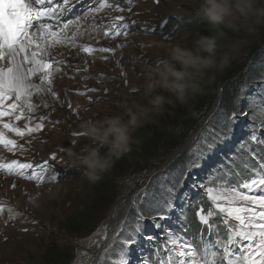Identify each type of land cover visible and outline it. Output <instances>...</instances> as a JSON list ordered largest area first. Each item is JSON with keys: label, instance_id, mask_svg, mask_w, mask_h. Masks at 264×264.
<instances>
[{"label": "rangeland", "instance_id": "rangeland-1", "mask_svg": "<svg viewBox=\"0 0 264 264\" xmlns=\"http://www.w3.org/2000/svg\"><path fill=\"white\" fill-rule=\"evenodd\" d=\"M132 1L133 4L129 7L130 14L137 19V23L125 37L115 40L105 38L103 27L98 25L100 20L104 19V17L100 19L104 14L97 11L83 15L79 20H72L73 23L67 29L58 26L63 28L61 35L51 40L47 47L41 46L43 49L41 58L49 60L53 65L51 83L45 82L41 85L40 74H37L31 83L44 90L36 92L35 87L33 88L31 111L24 107V116L19 121L15 119L18 111L10 117L3 118L4 122L22 130L27 126L34 128L37 124H43L44 127L31 133L25 130L23 136L17 135L20 138L18 148L4 144V147L0 146V159H4L2 165L10 164L13 160L19 161L22 153L25 157H34L37 160L49 159L51 168L60 172L61 176L56 182L40 185L18 176L0 173V202L7 204L4 214L0 216V264L46 262V257L59 248L68 249L72 253L73 260L70 264L77 263V260L82 261L81 264H86L85 261L92 259L93 254L103 245L109 226L119 215L121 219L125 217L124 207L128 199L133 196L134 199L138 198L140 186L151 187L162 177L173 175L172 171L171 174H167V169L161 167L163 164H171L177 154L169 160L166 154H173L177 147L175 151L182 150L183 154H189L187 151L196 146V140H193L191 146L195 132L204 122L209 121L208 114L218 108L219 103L215 108L213 106L215 101L220 102L222 99L221 88L225 87V83L222 85L220 82L223 80L205 83L203 94L190 100L188 104H179L174 99L173 103L166 104L161 113L153 115L148 123L137 130L135 135L140 142L133 144L131 150L122 155L124 158L117 159L113 168L103 174L109 179L108 188L101 180L94 184L89 182L83 170H77L72 166L65 150L71 147L80 151L84 145L91 143L82 124L90 119L99 120L121 114L123 110L119 105L122 100L146 103L143 96L144 82L148 73L167 58V47L175 42H182L191 47L200 36L199 33L194 34L191 31V26L189 29L187 27L180 29L181 26H176L177 23L182 25L201 15L196 0ZM95 14H98V17ZM167 19L170 23L167 31L163 32L161 25H164ZM175 26L178 28L171 34ZM52 30L55 32L57 26H53ZM45 34L50 36L49 33ZM262 37L264 40V34ZM57 40L60 42L56 43ZM88 44L111 48L114 52L99 50L85 53L83 49L88 47ZM246 49L247 44L244 42L227 68H235L245 63L248 58ZM81 54L85 57L83 58ZM248 61L247 65L250 64V59ZM8 64L7 59L0 61V67H7ZM236 77L233 76L231 80ZM85 91L87 92L84 93ZM13 100L7 102L12 103ZM208 101L213 102L211 108H208L210 104ZM254 112L260 116L259 124L264 123V113L260 111V105ZM194 114L202 115L198 122L189 119ZM42 115L44 117H41ZM250 115L251 113L243 115L246 124L249 122L252 124L251 118L256 117ZM0 130L4 131L2 125ZM158 133L161 139L159 142ZM204 133L198 135L202 137ZM145 142L156 145L153 148H158L151 157L143 152L142 145ZM236 148L235 139L229 140V143L224 140L220 145H216L218 153L212 151L210 154L215 156H209V162L203 161L204 164H199L198 159L190 153L188 161L198 163L199 167L179 170V177L188 176L189 170L193 175L187 177L185 190L180 187L179 194L172 197L169 212L159 208H148L143 203L139 205L140 212L146 217L155 216L160 212L165 218L160 219L157 216L155 221L145 219L138 233L135 229L136 220H130L129 213L119 224L123 225V228L115 240L113 253L106 258V262L118 264L124 256L128 259V264H143L147 261L145 259L147 252L143 246L147 243L153 245L157 239H168V233L178 236V221L183 212L188 210L182 196L188 190L198 189L199 194L210 200L207 195L209 188L213 189L214 193H220L222 189L226 191L237 187L235 179L231 181L225 179L226 174L230 176V173H233V169L224 175L218 173L217 177L212 179L207 177L208 167L213 165L214 158L223 154V159L232 163V153ZM53 154L56 156L55 160H52ZM13 169L23 171L15 166ZM171 182L169 179L165 181L169 185ZM187 196L191 197V194L188 193ZM194 196H197L195 191ZM215 203L210 200L211 208L208 212L220 213L227 218L226 213H221L215 208ZM239 203L242 202H237ZM131 214H136V208L133 207ZM167 217L170 218L169 222L165 221ZM228 218L235 221L232 217ZM133 232L138 235L137 239L133 237ZM101 234H105V237L99 243L100 248L97 250L89 248L88 239L93 240ZM146 234H150L151 239L146 238ZM131 238H134L132 244L123 243L124 240ZM180 243L183 244L184 240L181 239ZM128 250L131 255L125 256ZM132 251L135 252L133 256ZM198 264L201 262L198 261Z\"/></svg>", "mask_w": 264, "mask_h": 264}, {"label": "snow or ice", "instance_id": "snow-or-ice-1", "mask_svg": "<svg viewBox=\"0 0 264 264\" xmlns=\"http://www.w3.org/2000/svg\"><path fill=\"white\" fill-rule=\"evenodd\" d=\"M73 6L70 0H62V3H54L53 0H0V61L6 59L9 61L7 67H0V125L18 136H23L25 130L31 133L44 127L43 124H37L34 128L27 126L25 130H22L19 127H14L11 123L4 122L3 118L10 117L18 111L19 114L15 115V119L19 121L24 116V107L31 111L33 107L31 104L33 88L35 87L36 92L44 90L42 87L34 86L31 83L32 78L37 74H40L41 85L45 82L51 83L53 65L49 60L41 58L43 49L39 41L44 40L45 33H50L52 37L59 35L58 32L52 31L53 26L51 23H38L36 31L30 30L33 29L34 22L59 21L60 17L64 16L66 11L71 10ZM62 9H65V11H61ZM117 19L123 21L125 18L120 16ZM77 20H79V17H77ZM72 23V20H67L63 24V28L67 29ZM125 28H127V25H125ZM119 34L120 32L117 30L115 35ZM55 42L59 43L60 41ZM44 45L47 47V40H44ZM33 48L36 50H32ZM92 50L90 47L83 49L85 53H90ZM100 51L111 52L113 50L111 48H101ZM48 90L51 91V89ZM243 92L242 88L241 98H243ZM9 100H13V102L8 103ZM252 107L255 108L257 105L254 103ZM238 115H247V112L233 111L231 120L234 122ZM259 127H264V123H261ZM231 131L230 124H222L220 131L210 128L196 141V146L191 149V153L196 159L203 158L211 153L218 143L223 142L226 137L230 136ZM251 138L255 140L256 136L253 135ZM261 143H264V141H261ZM0 144L11 146V148L16 147V141L9 139L3 131H0ZM55 159L56 156L53 154L52 160ZM46 164L47 161H45ZM14 166L20 169L33 168L31 163H20L16 160L5 165L9 172L13 170ZM37 167L41 171L45 170L43 165H37ZM197 167H199L198 163L190 161L188 164L189 169ZM253 172L259 176V179H251L250 182H244L240 185V188L247 191L232 187L226 191L222 189L220 193H214L211 188L207 192L210 200L216 202L215 208L221 213H226L228 217L234 218L239 224V228L232 231L228 244H233L235 238L248 241L247 245H243L244 251L241 255L229 260L228 264H264V194H248L255 188H264V164L260 165L259 170H253ZM27 178L39 180L41 176L34 172L32 177ZM167 179L168 177H162L156 185L142 188L137 193L138 198L133 199L132 207L136 208L135 229L137 232L145 219L155 221L157 216L160 219L165 218L160 212H157L155 216L146 217L140 212V203L148 208L163 209L165 212L172 207L171 199L175 192L182 187L183 181L180 184L172 182L169 185L165 183ZM218 201H224L225 203H219ZM237 202L242 203L237 204ZM0 211H3V208H0ZM212 215L213 212L209 211L207 215L201 214L199 219L204 224H208L209 217ZM168 237L172 255L168 257L167 264H198L197 251L192 247L191 242L185 241L181 244L182 237L174 236L172 233H168ZM149 238L151 239V237ZM133 242L134 238L123 241L126 245ZM228 251L226 245L225 253L228 254ZM232 255H235L234 251ZM256 257H259V259ZM118 264H128V259L122 256Z\"/></svg>", "mask_w": 264, "mask_h": 264}, {"label": "clouds", "instance_id": "clouds-1", "mask_svg": "<svg viewBox=\"0 0 264 264\" xmlns=\"http://www.w3.org/2000/svg\"><path fill=\"white\" fill-rule=\"evenodd\" d=\"M201 18L212 34L200 35L191 47L175 42L147 75L143 85L146 103L122 100L121 114L90 119L82 124L91 143L80 151L67 148L70 162L89 182L96 183L117 159L140 142L137 130L163 111L168 103L188 104L204 92L243 46L246 37L264 26V0H196ZM162 90V91H161ZM170 95H167V94Z\"/></svg>", "mask_w": 264, "mask_h": 264}, {"label": "trees", "instance_id": "trees-1", "mask_svg": "<svg viewBox=\"0 0 264 264\" xmlns=\"http://www.w3.org/2000/svg\"><path fill=\"white\" fill-rule=\"evenodd\" d=\"M176 26H181L180 29H183L184 27H187L188 29L191 26V31L194 32V34H200V35H210L211 27L207 23V21L203 20L201 18V15L196 17L194 20L184 22V24L180 25V23H177ZM172 29L171 34L175 32V30L178 28ZM168 29V27H167ZM166 29V31H167ZM169 33V32H168ZM170 34V33H169ZM264 34V26H259L256 32L252 35H249L246 37L245 43L247 44L246 54L248 56L247 60L243 64H239L238 66H235V68H226L222 73H216L215 80H223L220 83L223 85L226 81L227 84L225 87L223 86L221 88L222 91V99L219 102L218 108L210 115L209 121L205 123L203 129L200 131L199 134L203 132H207L210 128L214 129L216 131L221 130L222 124H230L232 127L231 135L226 137V143H229V140H236L237 148L232 153V163L228 162L227 160L223 159V154L220 156L218 155L216 158H214L213 165L209 166L208 171V179H212L213 177H217L218 173H222L223 175L228 172H231V169H233V173H230L231 175L228 176L226 174L225 179L227 181H231L233 179H237L240 176H244L248 174L247 168H253L255 167L257 162H264V144L260 143L257 140V136L260 138H263L262 131H264V127H259L260 122V116L257 115L254 112V109L257 107H252V105L255 103L257 106L260 105V111L264 113V48H262L259 52H257L258 46L261 44V40H263L262 35ZM246 56V57H247ZM250 59V64L247 65ZM252 59V61H251ZM244 70V71H243ZM243 71V72H242ZM242 72V73H241ZM233 76H237L236 79L231 80ZM243 88V98H241V89ZM239 99V102L237 103V100ZM209 102V101H208ZM208 108L212 106L213 102H209ZM238 111V112H247L251 113V117L256 116L255 119L252 120V124L250 122L246 124L245 117L238 115L235 121L233 122L231 120L232 112ZM201 114H194L189 117V119L192 122H198L201 118ZM189 124H193L189 122ZM190 125H188L189 127ZM207 128V129H206ZM255 135L256 139L253 140L251 137ZM201 138V135L197 136V140ZM155 140V139H154ZM160 135L158 133L157 141L159 142ZM221 143V142H220ZM218 143V145H220ZM156 145H152V143L148 144V142H145V144L142 145L143 152L146 155H149L150 157L153 156L154 150H158V148H153ZM178 148V147H177ZM176 148V149H177ZM245 148V149H243ZM248 148L249 151H248ZM174 149L173 152L176 150ZM217 152L216 146L214 147L213 152ZM190 152L191 151H187ZM189 153V154H190ZM255 153V155H253ZM166 154V153H165ZM186 154V153H185ZM179 154L176 155L171 164L166 168L167 174H171V171L173 172V175L168 177L170 181L174 182L176 184H180L181 181H183L182 188L186 187L187 177L188 176H178L179 170H187L188 169V156L189 154ZM169 155V154H166ZM214 157L212 154H207L203 158L198 159L199 164H204L209 162L210 157ZM124 158L121 156V159ZM174 165V166H173ZM244 165H247L244 166ZM191 174L193 175L192 171L189 170ZM167 179V180H168ZM102 182H104L105 187L108 188L109 179L102 175V178L100 179ZM171 182V183H172ZM186 182V183H185ZM108 185V186H107ZM182 190V189H181ZM201 190V189H199ZM194 191L197 194V196H194ZM188 190L184 194L183 200L184 205H187L188 210H185L181 216V219L178 221L179 228L177 229V232L181 235H185L186 237H189V234L193 231H195V228L197 227V223L194 221L195 216V208L193 207V203L196 201V199L199 198L201 194L198 192V189L196 190ZM191 194V197H188L187 194ZM179 194V190L175 192L174 195ZM190 198H192V202L190 201ZM205 202H203V207L205 210L209 208L207 205L206 199H204ZM142 209V207H141ZM147 212V210H144ZM167 213L169 210L166 211ZM170 214V213H169ZM130 220H136V214H130ZM82 217V216H81ZM165 221L169 222L170 218L167 217ZM178 225V224H177ZM165 230L166 227H165ZM76 231V229H74ZM139 233V231H138ZM105 234H101L100 236L95 237L93 240L88 239V247L93 249H97L100 247L99 243L103 239ZM143 236V235H142ZM146 238L150 236V234L145 235ZM90 235L88 236V238ZM133 237L138 238V235H135L133 232ZM148 243L143 246V248L147 252V257L150 258V255L147 250ZM60 250V251H59ZM135 254V252L132 251V256ZM125 256L131 255V252L128 250L124 254ZM144 257V256H143ZM72 253L68 249H56L55 252H53L49 257H46V262L39 261L37 264H70L72 261ZM82 261L77 260V263L74 264H81ZM91 258L85 261L86 264H90ZM102 264H108V262H103Z\"/></svg>", "mask_w": 264, "mask_h": 264}, {"label": "bare ground", "instance_id": "bare-ground-1", "mask_svg": "<svg viewBox=\"0 0 264 264\" xmlns=\"http://www.w3.org/2000/svg\"><path fill=\"white\" fill-rule=\"evenodd\" d=\"M95 16L98 17V14H95ZM37 26H38V23H35V22H34V27H33V29H31L30 31H36V30H37V28H36ZM60 26H63V24L60 25ZM35 28H36V29H35ZM62 29H63V28L58 27V25H57V30H54V31H55V32H58L59 35H61V33H62L61 30H62ZM49 34H50V33H49ZM59 35H58V36H59ZM46 36L49 37V38H47ZM50 36H51V34H50ZM50 36L44 34V40H47L48 43H49V42H52L53 40L56 39V37H52V36L50 37ZM44 40H40V41H39V42L41 43V46H43V47L45 46V45H44ZM51 40H52V41H51ZM32 50H35V48H33ZM82 54H83V53H82ZM82 54H81V55H82ZM82 57L84 58L85 55H82ZM216 105H218V101L216 102ZM204 123H205V122H204ZM204 123H203L202 126L200 127V131L202 130ZM196 137H197V136H195L194 139H196ZM194 139H193V140H194ZM191 146H192V144H191ZM11 179H13V178H11ZM23 183H24V184H27V183H25V182H23ZM116 221H117V220H116ZM116 221L113 222L111 226H114V224L116 223Z\"/></svg>", "mask_w": 264, "mask_h": 264}, {"label": "water", "instance_id": "water-1", "mask_svg": "<svg viewBox=\"0 0 264 264\" xmlns=\"http://www.w3.org/2000/svg\"><path fill=\"white\" fill-rule=\"evenodd\" d=\"M260 45H262V46L264 45V40H262V42H261ZM260 45L258 46L257 50H260V49H261L262 46H260ZM259 47H260V49H259ZM257 52H258V51H257ZM227 82H228V81H226L225 84H226ZM225 84H224V85H225ZM216 102H217V101H215V104H214V106H213L214 108L217 106V105H216ZM218 103H219V101H218ZM212 113H213V110L208 114V116H210ZM205 120H206V119H205ZM205 120H204V121H205ZM199 132H200V127H199L198 130L195 132V134H194V136H193V138H192L191 144L194 142L193 139L195 138V136L198 135ZM194 140H196V139H194ZM181 153H182V150H177V151L173 152V154L168 155L167 158H168V160H169V159L173 158L176 154L178 155V154H181ZM95 262H96V259H95Z\"/></svg>", "mask_w": 264, "mask_h": 264}]
</instances>
